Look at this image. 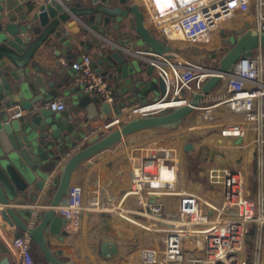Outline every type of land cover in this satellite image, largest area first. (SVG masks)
Listing matches in <instances>:
<instances>
[{"label":"built area","instance_id":"built-area-1","mask_svg":"<svg viewBox=\"0 0 264 264\" xmlns=\"http://www.w3.org/2000/svg\"><path fill=\"white\" fill-rule=\"evenodd\" d=\"M170 1L171 6L160 9L156 0H143L153 31L163 38L166 49L162 53L124 49L146 59L165 85L159 99L140 106L157 102L167 106L144 114L191 105L194 95L201 94L193 106V111H200V120L110 149L91 164L83 182L71 183L56 213L65 218L68 234L81 236V258L92 264L98 263L86 241V225L93 213L112 214L124 232L135 224L145 264H264V50L259 47L252 57L238 60L231 74L221 73L209 57L217 52L220 58L224 52L219 51L220 44L209 53L200 51L234 17L252 15L254 27L264 32V0ZM170 43L183 47L168 49ZM187 47L200 48L195 50L197 57L192 58ZM76 69L80 72L75 80L85 92L113 101L106 76L93 68L90 57ZM217 75L223 85L205 93L203 85ZM47 108L62 112L67 105L57 97L47 102ZM129 108L107 127H120L133 118L127 114ZM120 158L128 162L118 169L107 194L94 171ZM212 160L215 164H210ZM199 166L204 170L197 176L194 170ZM131 197L145 215L157 218L164 217L160 198H174L180 226L155 227L127 216L123 207ZM32 248L29 234L15 236L12 264H35Z\"/></svg>","mask_w":264,"mask_h":264},{"label":"water","instance_id":"water-1","mask_svg":"<svg viewBox=\"0 0 264 264\" xmlns=\"http://www.w3.org/2000/svg\"><path fill=\"white\" fill-rule=\"evenodd\" d=\"M135 19L134 30L141 44L158 53L166 47L144 26L143 14ZM129 9L112 7L99 0L84 5L83 0L38 1V6L23 23H18L14 11L0 10V206L3 219L30 235L48 264H75L62 262L50 249L47 235H60L66 224L63 216L56 213V206L69 194L74 172L87 160L115 148L125 137L144 130H169L181 125L193 112V106L203 98L195 94L191 105L179 106L162 114L135 116L120 127L114 128L96 142L74 152L61 168L55 192L47 198V207L34 215L26 205L28 188L33 168L46 155L52 154L54 138L71 125L63 117L47 107L34 106L32 89L37 88L45 74H61L54 65L42 62L43 49L52 43L56 45L68 37L62 35L63 26L69 28L81 25L82 28L97 30L101 24L118 26L124 17L130 16ZM50 35L59 37L51 42ZM264 50V32L254 27L252 15H245L220 33L219 51L211 52L214 65L221 73L231 74L236 62L252 57L257 48ZM120 53V52H119ZM121 54V53H120ZM113 57H109L112 59ZM59 63V62H58ZM57 66L58 64L55 63ZM162 94L164 82L154 80ZM221 82L220 76L210 77L203 85V91H213ZM53 85V84H52ZM20 104L29 109V118H11L12 107ZM44 160V159H43ZM103 253L116 254L117 245L112 242L105 246ZM0 264H12L8 247L0 244Z\"/></svg>","mask_w":264,"mask_h":264},{"label":"crops","instance_id":"crops-1","mask_svg":"<svg viewBox=\"0 0 264 264\" xmlns=\"http://www.w3.org/2000/svg\"><path fill=\"white\" fill-rule=\"evenodd\" d=\"M39 0H0V10L4 12L14 11L18 23L26 21L27 17L38 6ZM44 1V0H40ZM70 0H59L62 4ZM112 7H122L129 9L134 6L144 17V26L148 31L160 39L163 38L155 35L152 21L148 14L141 7L140 0H99ZM92 0H83L84 5H89ZM132 17H124L117 27L102 25L97 30L85 29L81 25L71 28L63 26L62 35L68 32V37L64 41L53 45L49 43L43 49L42 62L48 66L54 65L61 74H45L37 88L32 89V98L34 106L47 107V102L53 98L63 97L67 105L65 111L56 112L58 116L67 120L71 125L66 129L61 137L54 138V149L52 154L46 155L40 163L33 168L31 182L28 185L31 192L27 194L26 205L30 208L31 213L36 215L42 209L47 207V198L51 196L58 185L61 168L66 160L76 151L84 148L97 140L104 137L116 127L108 128L107 124L112 122L120 115L125 107H137L143 104L130 103L129 92L135 86L146 84L150 79L155 80L151 64L144 58L131 55L124 48L131 47L140 50L149 48L141 44L137 34L132 26ZM222 24L217 31L215 43L200 50L202 53H209L220 44V33L229 25ZM51 42H58L59 37L50 35ZM137 45V47H135ZM183 46L171 43L167 45L168 49H178ZM121 49V55H128L136 60L131 63L128 58L120 62L115 58V51ZM191 52V57H197L196 51ZM113 57L109 59V57ZM90 57L91 64L95 70L105 73L106 79L112 89L113 101L104 100L97 93H87L76 82L78 71L77 65ZM59 62V63H58ZM57 63L58 66L55 64ZM133 67V70L130 68ZM124 68H128L124 73ZM53 84V85H52ZM136 95L135 93H133ZM149 103V102H148ZM29 118V109L17 104L12 107L11 118L17 119ZM149 131L152 129L139 131L131 136L125 137L118 146H126L136 141L147 138ZM119 146V147H120ZM112 152L106 150L94 158L85 161L73 174L72 183H81L85 180L91 164L101 159L105 154ZM127 158L112 160L104 168L95 170L93 175H99L104 183L105 192L110 194L113 190L114 180L118 169L127 164ZM133 198V197H131ZM130 199V198H129ZM128 199V201H129ZM136 220V219H135ZM147 224L145 221L137 220ZM66 225V224H65ZM65 225L60 235H47V240L51 251L62 261H73L75 264H92L90 260L81 258V236H72L66 232ZM149 225V224H147ZM86 241L91 249L92 257L98 264H145L141 260L139 252V234L135 224H131L129 229L124 232L117 225L115 217L110 213H93L89 216L86 225ZM23 233L16 226H10L1 215L0 206V244H5L9 251L12 252V240L15 236ZM114 242L117 245V253H103L105 246ZM35 264H48L38 246L33 242L32 248ZM1 258V257H0Z\"/></svg>","mask_w":264,"mask_h":264},{"label":"rangeland","instance_id":"rangeland-1","mask_svg":"<svg viewBox=\"0 0 264 264\" xmlns=\"http://www.w3.org/2000/svg\"><path fill=\"white\" fill-rule=\"evenodd\" d=\"M141 1V9L147 13V7H145V4L143 2V0ZM129 11H131V17H132V26L134 27L135 25V19H138L140 17V15L138 14V9H136L134 6L129 7ZM142 14V13H141ZM143 16V15H142ZM245 15H241L239 17H234L231 18L229 20H226L225 25H232L234 23H236L239 19L243 18ZM144 18V17H143ZM144 21V20H143ZM217 35V32L214 35V40L212 42L215 43V39ZM135 47H137V45H135ZM186 50H200V48L194 47V48H189L187 47ZM178 51L180 52H185V49H179ZM119 52H122L121 49H117L115 51V58H117L118 61L123 62L124 58L127 59L131 62V63H135L136 60H134L133 58H131L129 55L127 57V55H121ZM127 57V58H126ZM148 64H150L148 62ZM153 68V67H152ZM131 70H133V67L130 68ZM128 68H124V73H127ZM153 73L156 74L155 69L153 68ZM134 72V70L132 71ZM104 75H106L105 73H103ZM156 77H154L155 79H157V75H155ZM220 85H223V81L220 83ZM130 88H132L131 92H129V100L130 103H139V104H146L148 102H152L155 101L157 99H159L163 94L162 91L160 90L158 84L154 81L150 79L147 81V83L144 84H140L135 86V84H131L129 85ZM133 93H135L136 95H134ZM169 111V110H168ZM200 120V111L198 110H194L189 116H187V118L184 120L183 123H191V122H196ZM161 130H152L149 131L148 135H154L157 132H160ZM210 164H215V161H211ZM203 166H199L198 168H196V170H194V172H196V175H202L203 173ZM191 180H194V177L190 178ZM160 201H162L164 203V217L163 218H157L154 217L152 215L148 214H144L143 209L137 204L136 199L135 198H130L129 201L126 202V204L123 207L124 213L129 216L132 217L133 219L136 220H142L145 221L147 224H149L150 226H155V227H178L180 226L181 223V215L178 212L177 209V205H176V200L172 197H162L160 198ZM186 219H190V216H185Z\"/></svg>","mask_w":264,"mask_h":264},{"label":"bare ground","instance_id":"bare-ground-1","mask_svg":"<svg viewBox=\"0 0 264 264\" xmlns=\"http://www.w3.org/2000/svg\"><path fill=\"white\" fill-rule=\"evenodd\" d=\"M156 3L158 4V7L160 9H165V8H168L169 6L172 5L170 0H156ZM165 106H167V103L157 102V103H153L151 105H147L145 107L140 106V107H136V108H129L127 114L129 117H134V116L144 114L145 112H147L149 110H153V109L165 107Z\"/></svg>","mask_w":264,"mask_h":264}]
</instances>
